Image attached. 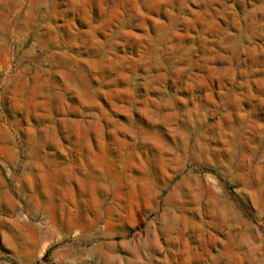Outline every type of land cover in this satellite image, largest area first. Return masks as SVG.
I'll return each mask as SVG.
<instances>
[{
  "label": "rangeland",
  "instance_id": "374dc122",
  "mask_svg": "<svg viewBox=\"0 0 264 264\" xmlns=\"http://www.w3.org/2000/svg\"><path fill=\"white\" fill-rule=\"evenodd\" d=\"M0 264H264V0H0Z\"/></svg>",
  "mask_w": 264,
  "mask_h": 264
}]
</instances>
